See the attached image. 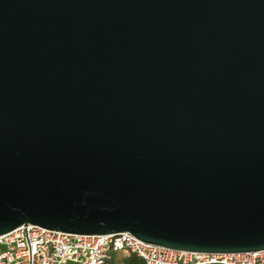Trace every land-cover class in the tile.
<instances>
[{
	"label": "water",
	"instance_id": "obj_1",
	"mask_svg": "<svg viewBox=\"0 0 264 264\" xmlns=\"http://www.w3.org/2000/svg\"><path fill=\"white\" fill-rule=\"evenodd\" d=\"M29 224L264 251V0H0V237Z\"/></svg>",
	"mask_w": 264,
	"mask_h": 264
},
{
	"label": "built area",
	"instance_id": "obj_2",
	"mask_svg": "<svg viewBox=\"0 0 264 264\" xmlns=\"http://www.w3.org/2000/svg\"><path fill=\"white\" fill-rule=\"evenodd\" d=\"M264 264V251L206 254L177 251L140 241L130 233L80 236L24 225L0 237V264Z\"/></svg>",
	"mask_w": 264,
	"mask_h": 264
},
{
	"label": "trees",
	"instance_id": "obj_3",
	"mask_svg": "<svg viewBox=\"0 0 264 264\" xmlns=\"http://www.w3.org/2000/svg\"><path fill=\"white\" fill-rule=\"evenodd\" d=\"M125 264H143L142 260L133 255H126L123 259ZM108 264H114V262H110Z\"/></svg>",
	"mask_w": 264,
	"mask_h": 264
},
{
	"label": "crops",
	"instance_id": "obj_4",
	"mask_svg": "<svg viewBox=\"0 0 264 264\" xmlns=\"http://www.w3.org/2000/svg\"><path fill=\"white\" fill-rule=\"evenodd\" d=\"M115 264V263H114Z\"/></svg>",
	"mask_w": 264,
	"mask_h": 264
}]
</instances>
